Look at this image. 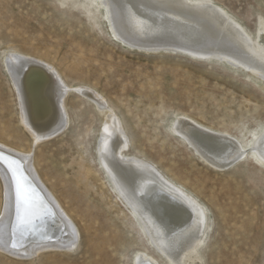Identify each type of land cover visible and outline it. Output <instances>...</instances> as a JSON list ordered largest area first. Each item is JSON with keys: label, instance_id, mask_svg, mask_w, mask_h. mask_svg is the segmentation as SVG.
I'll return each mask as SVG.
<instances>
[{"label": "rangeland", "instance_id": "1", "mask_svg": "<svg viewBox=\"0 0 264 264\" xmlns=\"http://www.w3.org/2000/svg\"><path fill=\"white\" fill-rule=\"evenodd\" d=\"M212 1L250 32L257 16L264 18V0ZM112 37L88 0H0V142L31 153L77 228L73 250L47 248L30 258L0 251V264H132L140 249L170 264L97 165L94 144L103 120L90 102L70 89L66 126L33 141L4 65L3 53L13 50L53 65L72 87H92L121 120L126 153L154 163L203 202L208 226L194 264H264V166L246 154L229 168H213L168 127L175 114H186L244 144L264 124L263 81L217 60L138 50ZM1 196L0 182V207Z\"/></svg>", "mask_w": 264, "mask_h": 264}, {"label": "bare ground", "instance_id": "2", "mask_svg": "<svg viewBox=\"0 0 264 264\" xmlns=\"http://www.w3.org/2000/svg\"><path fill=\"white\" fill-rule=\"evenodd\" d=\"M88 2L107 22L114 39L127 47L149 52L170 50L201 60H217L234 69L246 70L248 76L264 84L261 15L250 32L212 0ZM3 55L17 97L20 121L33 141L49 138L66 126L64 97L70 89L90 102L102 115L94 153L111 190L128 206L146 240L165 261L198 262L196 251L208 226L203 202L154 163L126 153L128 139L121 120L92 87H72L53 65L35 56L17 50ZM170 119V131L213 168L224 169L246 154L264 166V124L250 131L251 138L243 144L226 130L204 125L192 116L178 113ZM0 182V251L30 258L47 248L70 251L76 247L77 228L44 184L30 152L0 142ZM132 264H158V261L140 249L133 252Z\"/></svg>", "mask_w": 264, "mask_h": 264}, {"label": "water", "instance_id": "3", "mask_svg": "<svg viewBox=\"0 0 264 264\" xmlns=\"http://www.w3.org/2000/svg\"><path fill=\"white\" fill-rule=\"evenodd\" d=\"M226 168V167H225Z\"/></svg>", "mask_w": 264, "mask_h": 264}]
</instances>
